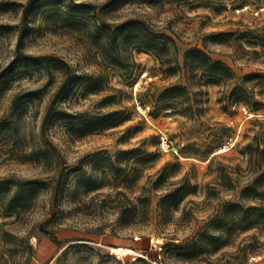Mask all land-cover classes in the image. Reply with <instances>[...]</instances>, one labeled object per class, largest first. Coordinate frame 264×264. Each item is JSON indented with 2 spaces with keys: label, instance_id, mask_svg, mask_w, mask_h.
I'll return each instance as SVG.
<instances>
[{
  "label": "rangeland",
  "instance_id": "obj_1",
  "mask_svg": "<svg viewBox=\"0 0 264 264\" xmlns=\"http://www.w3.org/2000/svg\"><path fill=\"white\" fill-rule=\"evenodd\" d=\"M72 1L93 6L94 15L109 23L138 18L152 24L175 41L180 65L187 49H203L231 70L233 82L203 87L205 94L191 92L188 99L165 106L159 95L166 88L190 85L196 91L197 81L179 73L167 76L161 62L140 49H123L124 69L111 67L82 31L46 19L62 4L39 1L27 19L23 52L60 58L72 73L101 82L94 94L83 93V84L68 88L56 106L64 114L52 111L45 120L63 70L15 62L29 0H0L12 5L0 9V71L15 62L13 80L0 92V180L14 176L50 184L24 217L0 210V264L3 259L12 264H125L131 256L117 259L110 254L117 248L137 249L147 258L131 264H151L158 257L162 264H264L259 213L244 221L249 216L229 209L236 204L244 210L264 207V180L259 178L264 172V88L250 82L255 92L249 100H229L234 85L264 74V0ZM217 34L225 36L213 39ZM112 112L116 121L107 129L79 139L67 132L72 119L65 114ZM32 152L22 160L23 153ZM59 175L64 187L52 208ZM182 181L190 185L189 193L161 217L160 200ZM254 184L257 194L243 193ZM39 223H46L58 245L40 232ZM209 236L214 239L199 250Z\"/></svg>",
  "mask_w": 264,
  "mask_h": 264
},
{
  "label": "trees",
  "instance_id": "obj_2",
  "mask_svg": "<svg viewBox=\"0 0 264 264\" xmlns=\"http://www.w3.org/2000/svg\"><path fill=\"white\" fill-rule=\"evenodd\" d=\"M43 1L46 4H62L61 9H52L47 12L46 19L55 25H59L64 29H71L75 31H82L89 42L100 50L104 54V59L107 60L111 67L124 69V63L121 59V52L125 48H133L143 50L157 60L164 66L163 72L167 76H175L178 73L186 77L187 80L193 79L197 81L196 91H193L190 85L185 87L173 86L166 88L159 95V102L165 106H169L176 102L178 98L185 99L189 97L191 92H194L195 96L205 94L201 88L208 86H220L230 85L233 82V73L222 62L213 60L203 49L193 47L187 49L183 54V62L180 65L175 58L177 47L175 41L166 33H163L156 29L152 24L142 19H128L121 23H109L103 20L101 17L97 18L94 11V7L82 3H74L72 0L68 3H64L63 0H29V3L23 8L22 11V23L21 30L16 44V56L15 62H24L25 64H41L44 66L54 65L63 70L64 79L60 85L58 91L51 100L49 107L47 108L45 120L49 113H53L60 116L64 114L63 111L56 110L57 102L60 100L62 93L73 86H79L83 84V93L94 94L100 91V80L93 78L86 74H74L70 66L62 59L53 56H37L32 57L23 52V43L25 33L27 31V19L32 8L39 2ZM146 2L150 5L163 4V3H177L185 4L191 1L202 0H137ZM217 2H223L227 0H213ZM10 3H0V9H10ZM92 12V13H91ZM95 16V17H94ZM225 34L212 35L213 39H221ZM230 36V35H229ZM218 42H224L220 40ZM7 65L0 71V92L6 91L13 80V64ZM253 82L256 86H262L264 88V74H253L244 78L238 85H234L229 93V100L231 103L242 102L246 99H250L254 95V88L248 87V84ZM68 92V91H67ZM35 95V92L28 93L26 96ZM116 112L107 113L103 115H97L89 117L86 113L65 114L67 118L70 117L72 121H69L67 132L79 139L88 135L98 133L104 129H107L113 125L116 121ZM63 117V118H66ZM62 118V117H59ZM51 144L47 143V148H50ZM251 145H247V148ZM260 148V144L257 143L256 149ZM264 151V149H263ZM45 158L46 152L40 151ZM34 153L22 154V160H25L28 156H32ZM264 180V172L260 177ZM258 178V179H259ZM257 182V181H255ZM181 184L174 187L160 200L161 217L169 210L171 205H177L184 195L189 193L190 185L186 181L180 182ZM50 184L49 182L40 181L37 179H21L14 176L0 180V210L1 213L7 216H13L15 218H21L29 214L34 207L35 201L38 197V192L45 189ZM64 187L61 182L60 175L54 180L52 186V198L51 207L53 208L57 202V195ZM256 193L255 184L248 186L244 189L243 193ZM264 195V191H261ZM145 203L144 199H140ZM229 209L239 210L242 214L249 216L244 221L250 220L252 216L259 213L257 220L264 226V207L255 209L254 206H250L247 209H242L240 205H230ZM241 218V217H239ZM244 218V217H242ZM50 219H47V222ZM243 221V222H244ZM46 224V223H45ZM44 223H39V230L42 234L47 236L54 244H59L53 232L45 228ZM29 233L27 234V236ZM26 236V237H27ZM213 236L204 237L203 242L198 245L199 250L205 248L208 242L212 240ZM220 237L215 239L217 241ZM214 239V238H213ZM29 248L31 254V248ZM3 264L9 263V259L5 260ZM137 261H143L137 259Z\"/></svg>",
  "mask_w": 264,
  "mask_h": 264
},
{
  "label": "built area",
  "instance_id": "obj_3",
  "mask_svg": "<svg viewBox=\"0 0 264 264\" xmlns=\"http://www.w3.org/2000/svg\"><path fill=\"white\" fill-rule=\"evenodd\" d=\"M162 142L165 145V147H168L167 142H165V141H162ZM134 240L137 241V238H135ZM115 250L116 249H111L110 254L112 256L116 257L117 259L122 258V257L127 256V255L131 256V258L129 260H126L125 264H131L132 262H135L137 259H144V260L147 259L142 253H140L139 251H136V250L117 248V250H127L130 253H117ZM151 264H162V261H161L160 257H158Z\"/></svg>",
  "mask_w": 264,
  "mask_h": 264
},
{
  "label": "bare ground",
  "instance_id": "obj_4",
  "mask_svg": "<svg viewBox=\"0 0 264 264\" xmlns=\"http://www.w3.org/2000/svg\"><path fill=\"white\" fill-rule=\"evenodd\" d=\"M226 150V149H225ZM224 150V151H225ZM220 152H222V151H220ZM159 242V241H158ZM117 253H130L129 251H127V250H115Z\"/></svg>",
  "mask_w": 264,
  "mask_h": 264
},
{
  "label": "crops",
  "instance_id": "obj_5",
  "mask_svg": "<svg viewBox=\"0 0 264 264\" xmlns=\"http://www.w3.org/2000/svg\"><path fill=\"white\" fill-rule=\"evenodd\" d=\"M133 250H136V251H138L137 249H133Z\"/></svg>",
  "mask_w": 264,
  "mask_h": 264
}]
</instances>
